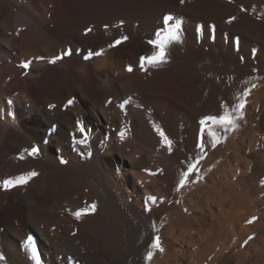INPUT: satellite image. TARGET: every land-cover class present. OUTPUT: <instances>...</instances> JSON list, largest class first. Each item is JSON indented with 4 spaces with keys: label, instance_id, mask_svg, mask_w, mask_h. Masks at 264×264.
<instances>
[{
    "label": "bare ground",
    "instance_id": "obj_1",
    "mask_svg": "<svg viewBox=\"0 0 264 264\" xmlns=\"http://www.w3.org/2000/svg\"><path fill=\"white\" fill-rule=\"evenodd\" d=\"M165 15L180 41L141 69ZM239 98L235 131H201ZM28 171L0 189V264H35L28 236L41 264H264V0H0V181Z\"/></svg>",
    "mask_w": 264,
    "mask_h": 264
},
{
    "label": "snow or ice",
    "instance_id": "obj_2",
    "mask_svg": "<svg viewBox=\"0 0 264 264\" xmlns=\"http://www.w3.org/2000/svg\"><path fill=\"white\" fill-rule=\"evenodd\" d=\"M180 3L183 4L185 3V0H180ZM241 11H246V9H241ZM236 19L235 16H232L229 18L227 21L228 23H232ZM90 31V29H89ZM162 33L164 35H162ZM180 23L172 16V15H165L162 18V28L160 31L156 33V39L155 40H149L148 43L153 46L154 51L148 56H141L140 57V67L141 69L145 68V65H151V66H159L160 64L166 63L167 62V47L171 42H179L180 41ZM128 37L124 36L121 39H118L115 41L113 45H109V47H114L116 45H119L122 40H127ZM103 54V50L99 52H93V51H88V53L83 57L85 60H89L93 56H100ZM72 55V50L68 49L67 51L63 52L61 55L55 56L53 59L49 61V63L55 64L58 60L63 59L65 56H71ZM31 61H26L21 65L22 68L27 69L30 65ZM128 72H132L133 69L131 66L127 68ZM255 87V85H253ZM250 89H246L243 93V97H247V95L250 93ZM129 101L126 100L124 103H128ZM69 104L72 103L71 100L68 101ZM246 99L244 98H239V102L236 103L234 106L229 107L226 104H221V108L223 109L222 114L220 115H207L204 116L200 120V125H201V131L203 132L205 130V125L208 122H211L213 125H218L224 133L232 132L235 131L239 125L237 123L238 120H243L244 119V109L246 106ZM77 126H78V131L83 133L85 130L82 126L79 125V121H77ZM153 128L157 132V134L161 137V140L164 144L168 145L169 151H171V145L172 141L165 135L164 131L156 124H153ZM121 139L124 138L125 136V131L121 130L119 133ZM209 136L211 137V143L212 147H215L217 144L221 143V137L216 134L214 131H209ZM77 144H87V136H84L83 139L80 140H75ZM200 147L203 149L204 144L201 142ZM39 148L37 146H33L31 149H24V152L28 153L29 156H38L39 155ZM88 155H91L89 152ZM23 155H21L20 159H23ZM61 163H66V161L61 160ZM196 168L195 164H189L188 170L183 172L181 174V179L179 181L180 187H183L185 183L187 182V178L190 173H192ZM38 173L35 171H28L23 174H20L15 177H9L6 178L2 181H0V189H3L5 191H10L13 188H16L18 186H23L28 184L30 180H32L35 176H37ZM264 184V181L261 182ZM179 190V189H177ZM149 200L155 202L156 197L155 196H149ZM96 210V205L92 204L90 205V211L94 212ZM86 210H81L77 211L75 213L77 218H80L81 215L85 212ZM255 217H253V220ZM249 223H252V220L248 221ZM249 240L252 239V237L248 238ZM24 246L27 250L30 251L31 253V259L35 261V264H41L40 262V256L37 252V248L35 243L33 242V238L31 236H28L26 240L23 241ZM247 243V241H245ZM151 247L153 249H159V251L163 252L164 249L160 246V240L159 237H157ZM153 256L152 252H148L147 254V259L151 260ZM5 258L0 255V261H3Z\"/></svg>",
    "mask_w": 264,
    "mask_h": 264
}]
</instances>
